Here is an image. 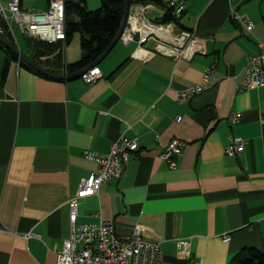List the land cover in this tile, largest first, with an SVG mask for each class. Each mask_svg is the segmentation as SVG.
<instances>
[{"label": "crops", "instance_id": "0c3cea01", "mask_svg": "<svg viewBox=\"0 0 264 264\" xmlns=\"http://www.w3.org/2000/svg\"><path fill=\"white\" fill-rule=\"evenodd\" d=\"M184 3L180 22L171 24L201 40V52L190 60L159 52L140 60L132 57L136 43L119 42L92 84L46 79L20 62L4 82L0 48V264H57L55 248L72 233L70 200L98 169L96 156L121 138L136 140L139 156L122 178L81 200L78 223L114 221L121 237L141 225L165 264H189L183 240L203 264H232L244 249L264 250V87L237 89L264 41V0ZM155 12L165 13L163 6ZM241 18L254 24L252 32ZM82 56L76 35L65 59ZM212 66V85L178 102V92L200 84ZM231 137L244 140L241 154H226ZM172 140L187 143L176 170L160 157ZM30 233L36 236L27 239Z\"/></svg>", "mask_w": 264, "mask_h": 264}, {"label": "built area", "instance_id": "2783aa9c", "mask_svg": "<svg viewBox=\"0 0 264 264\" xmlns=\"http://www.w3.org/2000/svg\"><path fill=\"white\" fill-rule=\"evenodd\" d=\"M168 7L175 9V17L180 20L187 6L182 0H159ZM156 3L136 4L131 6L128 21L120 41L126 46L136 43L137 48L132 57L143 60L150 54L162 53L175 59L190 60L197 52L202 51L201 40L196 39L191 32H176L172 24H160L157 16L155 20L148 17V12L155 11ZM66 0H47L42 9L27 8L24 0H9L8 6L0 3V15L8 25L9 30L19 46L14 24H17L21 34L26 39H36L48 43H56L66 39ZM164 13V12H163ZM240 19V18H239ZM249 32L254 24L243 20ZM162 31L164 35H160ZM156 51L149 49V45ZM260 53L248 58L244 70V78L238 86L239 92L248 90L252 83L257 88L264 87V41L260 43ZM102 77L99 66L89 69L82 75L87 84H92ZM214 78V66L205 70L200 84L182 90L177 94V101L187 103L195 96L206 91ZM178 118L177 121H181ZM233 123L238 121V115L231 118ZM187 143L172 140L160 149V157L170 164L172 170L177 169L176 159L184 152ZM245 142L242 138H230L226 154L235 156L244 151ZM139 144L130 138H121L112 143L107 154L97 155L98 169L86 178L80 185L77 195L69 202L70 222L72 233L64 241L58 253L57 264H165L160 244L150 243L143 239V228L136 225L133 234L121 237L114 221H103L99 224L78 223L79 206L83 198L99 194L102 185L125 175L126 165L131 156H139ZM36 236L34 233L26 238ZM228 236H226L227 238ZM226 240H230L228 237ZM182 254L189 259V264H203L191 257L190 242L180 243Z\"/></svg>", "mask_w": 264, "mask_h": 264}, {"label": "trees", "instance_id": "16d2710c", "mask_svg": "<svg viewBox=\"0 0 264 264\" xmlns=\"http://www.w3.org/2000/svg\"><path fill=\"white\" fill-rule=\"evenodd\" d=\"M66 3L65 40L48 43L36 39H24L26 49L29 52L26 56L49 72L59 75H70L93 64L119 33L125 10V0H102L101 6L96 10L89 9L87 0H74L71 2L66 0ZM147 3H156L163 6L165 13L158 20L160 24H177L180 22L174 15L175 9L168 7L159 0H130L131 6ZM1 25L4 33L16 44L3 18L1 19ZM77 34L80 35L83 56L79 62L68 64L65 59V49ZM19 46L24 53L20 41ZM0 48L6 54L2 76L5 82L12 62H20V59L11 49L1 43ZM20 63L39 76L52 79L22 62ZM232 264H264V250L258 248L244 249L233 256Z\"/></svg>", "mask_w": 264, "mask_h": 264}, {"label": "water", "instance_id": "95a60500", "mask_svg": "<svg viewBox=\"0 0 264 264\" xmlns=\"http://www.w3.org/2000/svg\"><path fill=\"white\" fill-rule=\"evenodd\" d=\"M130 0H125V10H124V18H123V23L121 26V29L119 33L117 34L116 38L111 42L110 46L105 50V52L90 66L75 72L70 75H59V74H53L40 66L39 64L35 63L31 59H29L21 50L20 48L12 42V40L4 33L1 25V15H0V43L4 45L5 47L11 49L20 59V62L24 63L27 66H30L34 68L36 71L40 72L41 74L55 79V80H60V81H72V80H78L82 77V75L87 72L89 69H92L93 67L99 66L105 58L113 51V49L116 47V45L119 43L121 35L123 34L127 21H128V16L130 13Z\"/></svg>", "mask_w": 264, "mask_h": 264}, {"label": "rangeland", "instance_id": "374dc122", "mask_svg": "<svg viewBox=\"0 0 264 264\" xmlns=\"http://www.w3.org/2000/svg\"><path fill=\"white\" fill-rule=\"evenodd\" d=\"M24 1H25V6L27 8H30V9H32V8L42 9V7L38 5L39 3H38L37 0H24ZM67 1L71 2V1H74V0H67ZM88 1H89V4H88ZM0 3L2 5H4V7H7L8 6V0H0ZM92 3H93V5H92ZM100 3H101V0H87V5L92 10L98 9L100 7V5H101ZM90 5H92V6L90 7ZM157 15H158V12L151 11V10L148 12V17L151 20H155V18L157 17ZM183 23H185V20H184ZM14 28H15V33L17 34L18 40L20 41V45L22 46V49L24 50V54L25 55H28L29 52L27 51L26 46H25V43H24V39L25 38L21 34V32H20L17 24H14ZM77 36H78V38H80V35L79 34H77ZM134 47H135V45H133L131 48L133 49ZM148 47L152 48V45L151 46H148Z\"/></svg>", "mask_w": 264, "mask_h": 264}, {"label": "bare ground", "instance_id": "6f19581e", "mask_svg": "<svg viewBox=\"0 0 264 264\" xmlns=\"http://www.w3.org/2000/svg\"><path fill=\"white\" fill-rule=\"evenodd\" d=\"M2 19V18H1ZM160 35H164L162 31H158Z\"/></svg>", "mask_w": 264, "mask_h": 264}]
</instances>
